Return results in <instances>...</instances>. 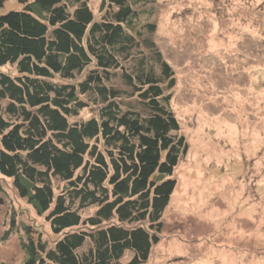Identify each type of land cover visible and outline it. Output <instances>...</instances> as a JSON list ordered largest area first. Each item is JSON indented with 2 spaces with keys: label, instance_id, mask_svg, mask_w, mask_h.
Returning <instances> with one entry per match:
<instances>
[{
  "label": "trees",
  "instance_id": "obj_1",
  "mask_svg": "<svg viewBox=\"0 0 264 264\" xmlns=\"http://www.w3.org/2000/svg\"><path fill=\"white\" fill-rule=\"evenodd\" d=\"M18 1L0 16V176L60 237L25 229L21 264H147L189 151L157 27L127 0L98 22L82 0Z\"/></svg>",
  "mask_w": 264,
  "mask_h": 264
},
{
  "label": "rangeland",
  "instance_id": "obj_2",
  "mask_svg": "<svg viewBox=\"0 0 264 264\" xmlns=\"http://www.w3.org/2000/svg\"><path fill=\"white\" fill-rule=\"evenodd\" d=\"M101 1L82 0L97 22L107 10ZM127 2L141 25L157 27L153 41L174 72L168 93L189 150L174 170L176 188L147 264H264V0ZM21 9L7 0L0 16ZM45 218L0 176V264L24 261L27 228L49 246L60 238Z\"/></svg>",
  "mask_w": 264,
  "mask_h": 264
}]
</instances>
